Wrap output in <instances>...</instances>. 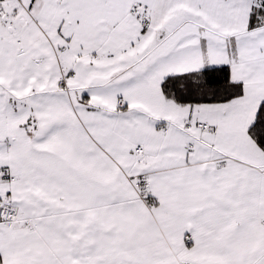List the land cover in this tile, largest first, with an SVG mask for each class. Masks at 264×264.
I'll return each mask as SVG.
<instances>
[{"label":"snow or ice","instance_id":"snow-or-ice-1","mask_svg":"<svg viewBox=\"0 0 264 264\" xmlns=\"http://www.w3.org/2000/svg\"><path fill=\"white\" fill-rule=\"evenodd\" d=\"M0 264H264V0H0Z\"/></svg>","mask_w":264,"mask_h":264}]
</instances>
